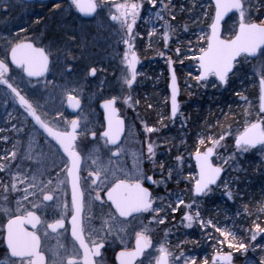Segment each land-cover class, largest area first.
<instances>
[{
	"label": "rangeland",
	"instance_id": "374dc122",
	"mask_svg": "<svg viewBox=\"0 0 264 264\" xmlns=\"http://www.w3.org/2000/svg\"><path fill=\"white\" fill-rule=\"evenodd\" d=\"M94 1L95 11L89 18L81 17L70 0L68 7L54 10L63 14L68 10V49L75 48L68 55V76L81 86L96 83L105 94H129V108H124L135 112V120L128 125L120 149L123 157L125 152L129 155L132 176L143 175V147L151 145L154 150L152 166L156 165L158 179L153 204L136 219L137 231L148 233L147 258L155 264L157 254L164 250L168 264H217L210 262V255L226 251L233 255L235 264H264V187L258 185L256 195L245 174L253 176L259 168L255 164L247 169L245 162L242 164L244 147L227 151L233 135L251 120L260 119L264 129V111L258 110L255 90L256 76L264 78V57L252 62L240 60L227 78L228 86L220 88L214 85L212 75L196 79L195 57L204 44L212 12L209 0ZM257 2L245 0L232 21L245 16L258 18L251 12ZM12 5L23 7L18 0ZM38 34H46L43 25ZM128 50L138 56L130 83ZM168 59L178 62L179 107L173 118L166 111L163 93ZM52 72L50 69L44 78L29 83L14 69L5 79L42 90L52 84ZM17 109L0 87V126L2 120L15 117ZM63 109L60 105L58 112ZM146 115L153 125L143 119ZM137 125L154 131L153 139L143 143L148 136L140 133ZM30 139L24 159H34L30 163L36 164L47 152L41 146L37 149L35 134ZM132 144L135 148H130ZM205 146L214 149L213 162L224 170L213 186L197 196L191 189L196 175L191 153ZM253 151L261 156L264 143ZM14 154L15 148L0 152V171L13 170L11 178L17 185L22 174L17 169L19 162L11 160ZM6 192L5 186L0 187V229L3 217L11 211L3 204Z\"/></svg>",
	"mask_w": 264,
	"mask_h": 264
},
{
	"label": "flooded vegetation",
	"instance_id": "af4514ba",
	"mask_svg": "<svg viewBox=\"0 0 264 264\" xmlns=\"http://www.w3.org/2000/svg\"><path fill=\"white\" fill-rule=\"evenodd\" d=\"M18 1L23 7L12 5L13 0H0V87L10 96L7 88L16 90L26 102L17 105L21 121L18 129L23 138L22 153L17 158V169L22 175L18 178L20 183L17 182L16 192L13 195H5L3 200V204L9 206L11 211L2 219L0 264H117L116 253L134 248L137 235L142 236L145 248L133 264H151V258L146 256L149 249L148 233L137 231L136 219L152 206L154 184L158 175L155 171L156 165L152 166L156 160L151 145L143 147L141 178L131 175L128 170L129 155L127 152L124 157L122 155L120 145L125 139L128 125L135 120V112L124 108H129V94L124 92L120 96V91L116 94H105L96 83L81 86L76 82L77 79L68 76V55H72L71 52L75 49H68V10L64 14L54 10V7H68V0ZM241 2V8L231 12L221 25V35L225 38L229 39L235 34L239 22L256 21L264 24V21L259 20L261 12L256 9L251 12L258 18L245 16L232 21L234 15L244 8L245 0ZM262 14L261 19H264V10ZM41 25L46 32L44 35L38 34ZM21 42L31 44L29 48L41 50L48 57V66L43 76L27 77L23 73V65L13 66L8 62L9 49ZM263 51L264 45L254 56L245 52L239 53L234 58L225 82L218 87L225 89L228 86L227 78L240 60L248 59L252 62L261 55L264 57ZM4 69L5 74H2ZM14 69L19 70L24 80L29 83L41 80L51 69L52 84L42 90L32 88L25 82L11 84L5 77ZM260 78L264 79L261 75L256 76L257 97L260 95ZM213 79L214 85L217 86L215 78ZM163 87L168 112L167 84ZM69 95L79 104L75 112H69L65 108ZM109 99H113V105L117 109L116 116L121 119L116 121L113 129L106 132L99 103ZM60 105H63L64 109L58 112ZM257 107L260 112L264 111L260 109L259 98ZM30 109H33L44 123L56 130L57 141L48 138L31 122L26 115V111ZM174 116L169 115L170 118ZM143 119L148 125L154 124L147 115ZM121 120L123 134L116 141V131ZM253 121L255 119L250 123ZM262 125L260 120V130L264 133ZM136 128L148 136L143 139V143L153 139L154 134L151 133L154 131H147L142 125H137ZM32 134H35L39 143L37 149L41 146V149L47 152L36 164L30 163L34 159H24ZM60 144L73 157L71 170L68 155L61 151ZM134 145H130V148H135ZM72 177L77 178V188L71 186ZM136 181L139 182L140 190L148 193L149 205L138 213L122 217L114 210L112 201L126 204L123 208H129L131 211L129 204L130 199L136 196L137 188L133 185ZM5 182L7 188V177ZM14 217H17V220L8 223ZM8 231L13 232L21 246V253L16 256L9 253L5 244Z\"/></svg>",
	"mask_w": 264,
	"mask_h": 264
},
{
	"label": "water",
	"instance_id": "95a60500",
	"mask_svg": "<svg viewBox=\"0 0 264 264\" xmlns=\"http://www.w3.org/2000/svg\"><path fill=\"white\" fill-rule=\"evenodd\" d=\"M76 10L82 16H91L95 9L94 0H71ZM213 4V15L208 25V35L206 38V45L196 57V65L198 66V78L205 77L208 73L213 72L215 77L223 83L226 73L230 70L234 58L240 53L245 52L251 56L257 52V50L264 45V25L256 21L239 22L236 28L234 36L230 39L221 37V25L222 21L228 16V14L236 9L241 8V0H211ZM31 44L17 43L13 45L8 52V59L11 64L15 66L23 65V72L26 76L31 78H37L44 74L47 67V56L41 50L29 48ZM28 47V48H26ZM129 62L131 65L132 74L134 75L137 66V55L135 52L128 53ZM6 70L2 74L5 73ZM168 82L167 87L169 91V110L173 115L174 105L173 96L176 98L178 93V83L174 68L171 61L168 62ZM259 106L260 109H264V80H259ZM16 103L22 105L24 99L16 91L9 88ZM26 103V102H25ZM79 107L78 102L73 96H68L66 100V108L69 111H76ZM99 108L103 114V120L105 122V130L108 132L113 129L116 121L121 119L116 116L117 109L113 105V99L103 100L99 103ZM31 122L47 135L52 140L57 141L55 137V130L44 123L39 115L34 112L33 109L26 111ZM119 128L116 131L117 138L123 133L122 120L119 121ZM115 131V129H114ZM116 139V140H118ZM259 142H264V133L260 130V121L256 120L245 128H243L238 134L235 135L234 145H254ZM61 151L68 155L70 160V168L73 167V157L65 147L60 144ZM213 149L205 147L203 151L192 153V159L196 168V180L192 185L193 193L198 195L207 188L208 185L213 184L221 173V167L211 162V156ZM76 170V168H73ZM76 172L74 171V174ZM133 185L137 186L136 196L131 198V211L129 208L125 209L126 204H119L112 201L115 211L121 216H127L131 212H139L143 208L149 205L148 193L140 190L139 182H134ZM71 186L77 188V178H71ZM17 220L14 217L9 220L8 223H12ZM5 244L12 256H16L21 253V246L16 236H13L12 231H8L5 235ZM135 246L129 251L120 250L116 253L115 258L117 264H133V262L140 256L142 250L145 248V242L142 240L141 235H137L134 242ZM231 254L229 252H214L211 255V261H217L219 264H234L231 261ZM168 257L166 252H161L157 258L156 264H167Z\"/></svg>",
	"mask_w": 264,
	"mask_h": 264
},
{
	"label": "trees",
	"instance_id": "16d2710c",
	"mask_svg": "<svg viewBox=\"0 0 264 264\" xmlns=\"http://www.w3.org/2000/svg\"><path fill=\"white\" fill-rule=\"evenodd\" d=\"M257 11H260V17L259 20L260 21H264V19H261V16H263V10H264V2L263 1H259L255 4L252 5ZM251 7V8H253ZM21 124V121L19 120V113L13 117L10 118L8 120H2V124L0 126V152L1 151H5L8 150L10 148H15V154L12 156V161L15 159V162H17V158H19L20 153H22V141L23 138L19 133V129H18V125ZM12 125H16L15 127L17 128V130H15L16 128L12 127ZM12 140L14 141V146H12L11 142ZM231 142V141H230ZM12 146V147H11ZM235 150L236 148H234L232 146V144H229V148L227 149V151H231V150ZM244 160H241L242 164L247 165V169L255 167V164L257 166V168H259V171L256 172V174L254 173L253 176H251L250 172H246L245 174H248L247 176H249V187H251V189L255 190V193L257 195L258 190H257V186L260 185L261 187H264V153L259 156L258 154L254 153L252 148H247L244 151ZM11 160L9 159V163H11ZM13 170L8 169L5 171H0V187L4 188L5 184V178L7 177L8 179V185H7V190L8 192L5 195H11L13 192V190H15L14 188H17V185H14V180L11 178V173ZM241 179H244L243 175H240ZM10 181V183H9ZM11 189H13L11 191Z\"/></svg>",
	"mask_w": 264,
	"mask_h": 264
},
{
	"label": "snow or ice",
	"instance_id": "6c2138e0",
	"mask_svg": "<svg viewBox=\"0 0 264 264\" xmlns=\"http://www.w3.org/2000/svg\"><path fill=\"white\" fill-rule=\"evenodd\" d=\"M203 78L206 79V76L203 77ZM172 100H173V105H174V111H175V110H178L179 105L176 103V98H175V96H173Z\"/></svg>",
	"mask_w": 264,
	"mask_h": 264
},
{
	"label": "bare ground",
	"instance_id": "6f19581e",
	"mask_svg": "<svg viewBox=\"0 0 264 264\" xmlns=\"http://www.w3.org/2000/svg\"><path fill=\"white\" fill-rule=\"evenodd\" d=\"M259 98V97H258ZM16 126V125H15Z\"/></svg>",
	"mask_w": 264,
	"mask_h": 264
}]
</instances>
